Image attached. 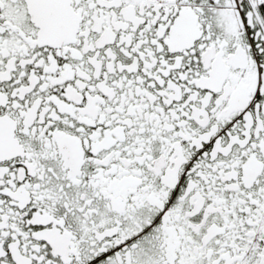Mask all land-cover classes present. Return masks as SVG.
Returning a JSON list of instances; mask_svg holds the SVG:
<instances>
[{
  "label": "snow or ice",
  "instance_id": "1",
  "mask_svg": "<svg viewBox=\"0 0 264 264\" xmlns=\"http://www.w3.org/2000/svg\"><path fill=\"white\" fill-rule=\"evenodd\" d=\"M0 264H264V0H0Z\"/></svg>",
  "mask_w": 264,
  "mask_h": 264
}]
</instances>
